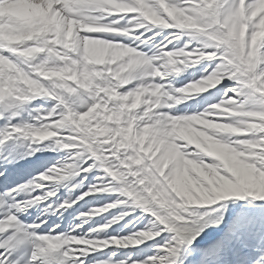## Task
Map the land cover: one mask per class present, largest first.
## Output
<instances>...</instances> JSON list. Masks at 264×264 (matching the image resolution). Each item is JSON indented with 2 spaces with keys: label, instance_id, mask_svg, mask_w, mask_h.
<instances>
[{
  "label": "snow or ice",
  "instance_id": "6c2138e0",
  "mask_svg": "<svg viewBox=\"0 0 264 264\" xmlns=\"http://www.w3.org/2000/svg\"><path fill=\"white\" fill-rule=\"evenodd\" d=\"M0 264H264V0H0Z\"/></svg>",
  "mask_w": 264,
  "mask_h": 264
}]
</instances>
